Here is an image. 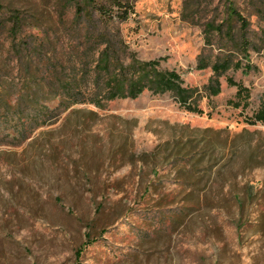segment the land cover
I'll list each match as a JSON object with an SVG mask.
<instances>
[{
  "label": "rangeland",
  "instance_id": "374dc122",
  "mask_svg": "<svg viewBox=\"0 0 264 264\" xmlns=\"http://www.w3.org/2000/svg\"><path fill=\"white\" fill-rule=\"evenodd\" d=\"M132 1L125 38L198 88L203 111L146 90L104 108L76 104L11 148L0 158V264H264V165L243 168L264 134V123L247 122L264 99V0H234L262 47L251 50L253 69L221 76L216 95L211 66L197 60L221 51L202 23L223 18L226 0H191L187 9L185 0ZM63 2L0 0L4 71L14 65L9 15L58 22ZM228 76L251 89L250 106L231 103L238 88ZM251 186L260 196L241 215L235 195Z\"/></svg>",
  "mask_w": 264,
  "mask_h": 264
},
{
  "label": "trees",
  "instance_id": "16d2710c",
  "mask_svg": "<svg viewBox=\"0 0 264 264\" xmlns=\"http://www.w3.org/2000/svg\"><path fill=\"white\" fill-rule=\"evenodd\" d=\"M189 1L184 2L186 9ZM62 4L58 22L36 21V16L29 17L21 11L6 20L10 23V58L14 65L8 71L0 67V158L11 148L44 133L38 130L57 123L76 104L104 108L112 100L137 98L149 90L156 95L171 93L187 109L203 111L197 104V94L201 95L198 88L186 85L176 69L163 67L161 58H141L125 38L122 23L135 12L132 0H64ZM225 8L220 20L211 17L202 23L210 38L208 44L216 43L221 50L213 61L202 55L197 60L198 68L211 66L214 72L210 95L220 92V78L230 69H253L251 50L262 47L256 40L258 34L251 29V20L234 0H226ZM263 11L258 14L264 15ZM195 17L197 13L192 15ZM26 26L38 28L40 33ZM227 79L238 88L237 98L231 103L236 107L250 106L251 89L233 77ZM247 122L264 123V99ZM261 136L262 143L250 152L244 169L264 165V134ZM247 194L235 195L241 215L248 211L247 198L260 196H255L254 186ZM89 238L91 232L86 242Z\"/></svg>",
  "mask_w": 264,
  "mask_h": 264
}]
</instances>
